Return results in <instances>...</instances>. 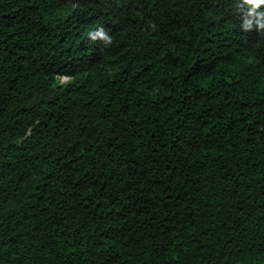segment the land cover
I'll use <instances>...</instances> for the list:
<instances>
[{
  "label": "trees",
  "instance_id": "1",
  "mask_svg": "<svg viewBox=\"0 0 264 264\" xmlns=\"http://www.w3.org/2000/svg\"><path fill=\"white\" fill-rule=\"evenodd\" d=\"M0 264H264V0H0Z\"/></svg>",
  "mask_w": 264,
  "mask_h": 264
},
{
  "label": "rangeland",
  "instance_id": "2",
  "mask_svg": "<svg viewBox=\"0 0 264 264\" xmlns=\"http://www.w3.org/2000/svg\"><path fill=\"white\" fill-rule=\"evenodd\" d=\"M63 81H66V78L65 79L63 78Z\"/></svg>",
  "mask_w": 264,
  "mask_h": 264
}]
</instances>
